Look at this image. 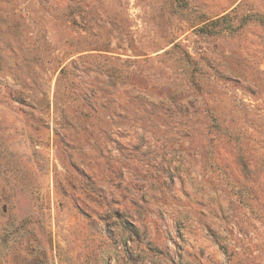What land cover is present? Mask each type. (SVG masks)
<instances>
[{
  "label": "rangeland",
  "instance_id": "rangeland-1",
  "mask_svg": "<svg viewBox=\"0 0 264 264\" xmlns=\"http://www.w3.org/2000/svg\"><path fill=\"white\" fill-rule=\"evenodd\" d=\"M0 264H264V0H0Z\"/></svg>",
  "mask_w": 264,
  "mask_h": 264
}]
</instances>
